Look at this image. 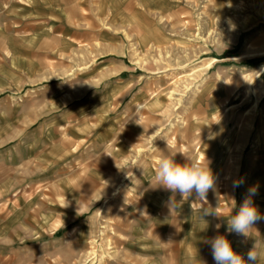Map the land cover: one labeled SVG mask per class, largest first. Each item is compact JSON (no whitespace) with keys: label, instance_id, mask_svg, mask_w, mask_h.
I'll list each match as a JSON object with an SVG mask.
<instances>
[{"label":"rangeland","instance_id":"374dc122","mask_svg":"<svg viewBox=\"0 0 264 264\" xmlns=\"http://www.w3.org/2000/svg\"><path fill=\"white\" fill-rule=\"evenodd\" d=\"M250 188L264 216V0H0V264H215L216 235L264 264V219L227 226Z\"/></svg>","mask_w":264,"mask_h":264},{"label":"clouds","instance_id":"9594fccd","mask_svg":"<svg viewBox=\"0 0 264 264\" xmlns=\"http://www.w3.org/2000/svg\"><path fill=\"white\" fill-rule=\"evenodd\" d=\"M156 180L159 186L179 194L180 200L192 197L205 200L208 191L214 190L216 186V177L206 157L204 161L186 159L184 163H179L174 156H162L157 162ZM239 183H234L233 187H239ZM253 195H255V189L250 188L248 196L245 197L238 211L227 220L229 232L247 237L253 225L264 219L253 203ZM220 227V224L216 225L217 230ZM206 243L211 246L215 264H258L259 253L255 245L248 251L247 261H245L241 254L235 252L231 242L224 235H216Z\"/></svg>","mask_w":264,"mask_h":264},{"label":"crops","instance_id":"0c3cea01","mask_svg":"<svg viewBox=\"0 0 264 264\" xmlns=\"http://www.w3.org/2000/svg\"><path fill=\"white\" fill-rule=\"evenodd\" d=\"M2 207L0 206V209H1ZM2 212H4V209L2 208Z\"/></svg>","mask_w":264,"mask_h":264}]
</instances>
